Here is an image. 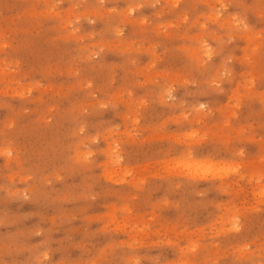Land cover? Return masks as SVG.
<instances>
[{
  "label": "rangeland",
  "instance_id": "rangeland-1",
  "mask_svg": "<svg viewBox=\"0 0 264 264\" xmlns=\"http://www.w3.org/2000/svg\"><path fill=\"white\" fill-rule=\"evenodd\" d=\"M0 264H264V0H0Z\"/></svg>",
  "mask_w": 264,
  "mask_h": 264
}]
</instances>
